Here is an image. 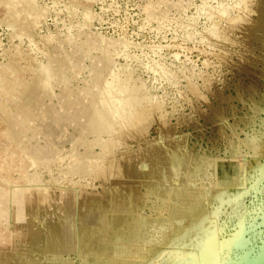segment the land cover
<instances>
[{
  "label": "rangeland",
  "instance_id": "obj_1",
  "mask_svg": "<svg viewBox=\"0 0 264 264\" xmlns=\"http://www.w3.org/2000/svg\"><path fill=\"white\" fill-rule=\"evenodd\" d=\"M44 64L50 73L39 85L41 107L22 105V93ZM94 66L104 70L98 88L90 79ZM63 71L65 78L55 82ZM124 82L139 88L120 89ZM86 89L101 103L105 98L115 117L149 93L140 99L153 113L144 134L88 133L78 105H65L71 92ZM122 98H128L125 106ZM5 132H18L19 139ZM50 132L63 134L55 139ZM87 161L108 166L106 179L81 167ZM257 162L264 163V0H0V228L23 223L7 219L11 191L23 189L40 196L34 219L41 225L52 228L47 218L53 213L59 231L74 240L79 232L91 238L96 230L89 223L64 215V206L73 204L66 193L106 198L119 184L137 186L133 209L140 225L136 232L120 231L141 253L100 264H191L203 247L197 221L219 240L242 221L245 246L224 248L205 263L232 264L264 236V178L257 181ZM247 178L245 193L237 184ZM175 190L189 196L180 216L170 198L159 196ZM147 191L164 206L150 205ZM107 226L91 240L112 244L117 227ZM65 257L48 264L92 262L78 252Z\"/></svg>",
  "mask_w": 264,
  "mask_h": 264
},
{
  "label": "bare ground",
  "instance_id": "obj_2",
  "mask_svg": "<svg viewBox=\"0 0 264 264\" xmlns=\"http://www.w3.org/2000/svg\"><path fill=\"white\" fill-rule=\"evenodd\" d=\"M42 69L43 71L38 75L37 80L34 81L28 87V89L22 93V96H23L22 105H29V106H32L34 109L41 107L42 103L38 102V98H37L39 91H40L39 85L45 82V80L47 79V75L50 73V69L48 65L44 64L42 66ZM91 72H92L91 77H90L91 83L94 87L98 88L102 84L104 70H102V68L94 66L91 69ZM64 74H65V71H63L62 73L59 72V78H57L55 82L57 83L61 82V79L65 78ZM116 84L118 85V83ZM110 86L111 85H109V90L111 88H114V86L111 88ZM118 87L120 89L124 88L125 90L126 89L131 90L134 93L138 90L137 88H139L136 85L128 86L127 83L125 84V82L124 84H119ZM140 92L142 95V91ZM96 93L92 92L89 89H86L84 93H82L81 91L79 92L73 91L70 93L73 96V98H69L65 102V105L68 107H71L75 104L78 105L77 113L79 116L84 118V120L81 123L85 121V127L88 131H90L88 133L92 134V133H97L100 131L102 133L103 131H108L107 133H109V131H115V133H120V132L123 133L124 131L122 132V130H126V131L128 130L127 133L129 136L132 135L133 137H136V136H140L144 134L143 130H145L144 127H146L144 125L148 121H150V119L153 117V113L151 112V109L149 108L147 109V107L145 106L147 104L144 105L140 102V99L142 97L145 98V96H147L149 93L144 96H140L139 93H136L139 95H137L134 98V101H131L132 107L130 106L131 108H128L129 106L128 107L126 106L127 109L124 107V109H126L124 111L122 110L123 106H122V109H120L124 112V115H122L121 117L118 114L120 118L114 116V113L116 112V109H115L116 106L114 105L115 111L111 110L113 109V106L110 108V110L107 109L103 104L105 98H101V100L104 99L103 103H101L102 101L100 102L99 101L100 99L99 100L97 99ZM130 96L132 97V95ZM131 97L129 99H131ZM122 99L121 100L123 102L125 101H127V103L129 102L128 98L126 99L122 98ZM147 100L149 102L151 101L148 98ZM127 103L126 102L125 104L123 103L124 106ZM105 104H107L106 101H105ZM109 105L107 104V106ZM159 105L155 103V106H159ZM158 109L159 107H157V111L160 110ZM117 113H119V111ZM158 115L160 116V114ZM54 117H55L54 118L55 121H59V122L61 119H63V115L61 114H57ZM115 118H119V119H115ZM161 126L163 125L161 124ZM51 127L52 126H50V128ZM50 133L52 134V136H54L55 139H59L61 135L63 134V132H50ZM81 133H78V134H81ZM4 135H8L9 139L12 141H16L17 138L19 139L18 132H5ZM136 138H139V137H136ZM164 151H165V148H164ZM165 152H169V151H165ZM173 161L176 162L177 158L174 157ZM87 162H89V164L85 165L84 163L82 164L81 167H83L84 169L88 167L87 170L92 175H94V178L96 177L97 179L99 178L101 180L106 179L107 174L109 173L107 170L108 166L106 168L104 167L105 165H103V167H100V166L97 167L92 163V161H87ZM256 164H257L256 171L259 172L260 174V176H257V181L260 182L262 180V177L264 178V163L257 162ZM176 168H177V165H176ZM244 171H245L244 166L243 164H241L239 178H244L246 176V174H244L245 173ZM247 180L248 178L243 179L241 183L239 182L237 184L239 187L244 189L243 191H245V193L248 190V188L245 187L244 185ZM24 182H26V179L24 180ZM27 182L31 184L29 180ZM4 183H7L5 180L3 181L2 184L5 188L6 187L8 188V194H9L10 188L6 186ZM227 184L224 185V187L229 186L230 183H227ZM136 188L137 186L125 187L119 184L116 186L115 189L112 190V193L110 194V196L106 198H102V197L86 198V195H83L82 191H77V192L70 191L66 193L65 195L66 200L69 202H72V199H73V204L69 203V205L66 204L64 206V210H63L64 215H70L72 216V218L74 217L75 219L78 217L83 223H89L94 228V230H96V232H100L101 231L100 229L103 227H108L107 225L117 227V229L113 232L114 242L112 244H106V245L97 244L91 240L95 236V233H96L95 231L91 233L90 235L91 238L85 237L83 234L79 232L78 240H74L73 236H70V234H66V233L59 231V226L58 227L55 226L56 223L53 222L55 219V217L53 216L54 215L53 213L47 218L48 222H52L51 224L52 228L47 229L45 226L41 225V222L39 223L38 221L35 220L37 209L40 208L38 206V203H39L38 198L40 196L35 191H33V193L28 190H23V189L11 191L12 194H11V197L9 198L11 200L9 201H10V204H11L10 206L12 207V209H11V213L8 214L7 219L9 221H22L23 223H20V225H14L12 229H8L5 227L0 228V264H48L50 260H53L54 262H56L57 259H58L57 262H64V260L62 259L66 258L65 255L71 252L73 253L78 252V254L81 255V257H84V260L87 258L86 256H90L92 258V262L90 264H100L103 258H107L108 261L111 262L112 260H117L118 258L123 259V258L129 257L133 255L135 252L137 253V251H139V249L141 248L140 245L137 244V241H135L136 245L129 244L128 243L129 238L124 239L122 235L123 233L122 231H120L122 228L131 227L133 231L136 232V230L138 229L140 225L141 220L138 215L137 216L135 215V212L133 209L134 201L137 200L140 195V192ZM155 193H156L155 191L145 192V195L147 196V199H148L147 200L148 203L155 207H163L164 206L163 203L156 202ZM245 193L243 192V194ZM159 196L160 198H167V197L170 198L172 203L177 206L179 216L181 215V212H182V206L189 201V196L186 193L184 192L178 193L176 190L168 191V192L161 191L159 192ZM46 207L48 208V210H51L49 206L46 205ZM92 213H94L95 215ZM262 222H264V220ZM195 224H196V228L199 231H201V233L203 234V242H202L203 247L198 253L191 255V264H205L211 258L217 255H220L221 251L224 248H227V249L229 248L230 250L231 249L239 250V249H242L248 241V239L245 238L244 236V233L246 231V224L242 221H240V223H237L236 225L238 226L237 229H234V232L231 235L229 234L230 236L223 240H219L216 234L209 233L208 231H206L202 225V220L197 221ZM28 225L32 229H28L26 233L28 232L29 233L26 234L23 232L24 229L22 230V228ZM53 231H56V232H53ZM137 239H138V235L135 234V238L132 240L134 241ZM52 241L55 242L56 248L53 247V245H51ZM140 253H141V249H140ZM44 256H45V259H49V260H43L42 257ZM237 256H238L237 259L232 260V264H260L264 260V236L262 237V242L257 247L253 246L247 251L240 250ZM228 260L229 259H227L226 261ZM118 261H121V260H118ZM218 263H221V262H218Z\"/></svg>",
  "mask_w": 264,
  "mask_h": 264
},
{
  "label": "water",
  "instance_id": "obj_3",
  "mask_svg": "<svg viewBox=\"0 0 264 264\" xmlns=\"http://www.w3.org/2000/svg\"><path fill=\"white\" fill-rule=\"evenodd\" d=\"M260 264H264V260Z\"/></svg>",
  "mask_w": 264,
  "mask_h": 264
}]
</instances>
